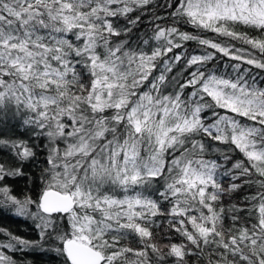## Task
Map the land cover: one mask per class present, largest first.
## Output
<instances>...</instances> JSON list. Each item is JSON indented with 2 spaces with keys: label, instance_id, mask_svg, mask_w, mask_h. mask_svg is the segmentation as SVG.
Here are the masks:
<instances>
[{
  "label": "snow or ice",
  "instance_id": "6c2138e0",
  "mask_svg": "<svg viewBox=\"0 0 264 264\" xmlns=\"http://www.w3.org/2000/svg\"><path fill=\"white\" fill-rule=\"evenodd\" d=\"M150 3L0 0V116L22 114L34 135L48 138L39 197L21 200L0 184V207L11 204L16 214L39 220L41 240L58 242L55 251L64 264H187L186 256L205 249L207 264H264V86H257L250 69L240 72V63L232 65L235 79L207 68L219 54L264 70V0L167 4L176 20L226 40L201 38L175 24L156 26L152 39L164 43L150 51L114 40L138 23L139 16L129 14ZM181 41H196L205 51L176 53L153 76L157 61L181 48ZM182 59L183 71L192 70L170 78ZM172 84L174 90L166 92ZM0 147L21 161L35 156L11 138H0ZM236 150L243 159L222 173L233 181L225 189L219 179L223 165L208 155L219 151L228 161ZM24 174L19 165L0 163V182ZM253 175L260 179L253 181ZM252 183L259 186L248 198L255 203L251 209L234 205L226 229L225 210L215 202ZM245 211L249 219L238 224ZM158 216L170 217V230L186 243L153 242ZM5 234V249L39 243ZM132 235L141 248L120 244ZM0 264L15 262L0 251Z\"/></svg>",
  "mask_w": 264,
  "mask_h": 264
},
{
  "label": "trees",
  "instance_id": "16d2710c",
  "mask_svg": "<svg viewBox=\"0 0 264 264\" xmlns=\"http://www.w3.org/2000/svg\"><path fill=\"white\" fill-rule=\"evenodd\" d=\"M170 0H152L146 8L138 9L137 11L130 13L129 15L133 18L139 16V21L135 26L132 27V31L127 34V36L113 37L114 40L120 41L127 39L133 48L139 46L145 51H150L152 47L159 46L164 43V41H156L152 39L153 34L156 30V26L159 25L161 28L172 27L174 24L182 32H189L194 35H198L201 38H212L219 40H226L227 38L216 37V34L210 32H204L202 30L194 29L191 25L184 23L183 20H176L170 15L173 11L172 8L167 7ZM159 17V19H157ZM121 26L126 24L124 18H117ZM239 31H248L253 33L254 30L245 29L243 26H237ZM148 40V44H144L143 41ZM181 48H174L173 52L168 53L167 56L161 57L158 61V68L153 72V76L158 75L161 70V66L164 60L169 59L176 53H183L185 57L190 55H199L205 49L200 46L196 41H181ZM231 43L236 44V46L241 48H249L246 44H241L237 41H232ZM240 63V72H243L245 68L250 69L249 75H254L257 78V86H264V70L255 69L250 65L242 64L239 61H231L227 57H221L217 54V59L209 62L207 68L211 70L218 76H223L224 78L235 79L238 73L233 69L232 65ZM185 60L182 59L178 64H175L171 73L167 75L171 78L176 76L178 79L186 77L188 72L183 71ZM151 79V77H150ZM147 90V82L145 87L141 91ZM174 90V84L169 85L166 92H172ZM185 93L192 91V89H185ZM26 118L22 114H8L7 116H0V138H11L18 142H22L28 147H30L34 152L35 156L28 160H19L12 150L8 148L0 147V163H4L6 166H21V170L25 173L23 176L7 177L5 181L0 182V184H6L10 187L13 195L23 200L25 196H30L33 200H36L42 188L39 177L41 170L47 167L46 157L48 155V148L45 145L48 144V138L46 136H36L32 131L23 124V119ZM213 143L214 147L220 149L229 147L226 145H216ZM57 144L63 147L60 141ZM231 159L225 161L222 154L219 151H212L209 153V159H215L223 167L219 170V179L222 187L228 189L230 184L233 183L230 175H222L225 169L231 168L232 164L236 160L243 159L241 153L238 150L229 153ZM243 179V178H242ZM253 181L260 179L259 177L253 175L250 177ZM235 183H241V181H235ZM259 189V186L255 183L244 184L242 187L235 191L224 192L220 199L215 202L217 207H222L225 210L224 213V225L225 228L232 226L233 221L231 220V209L234 205L245 207L251 209L252 204L255 201L249 202V197L255 194ZM165 208L170 207L166 203L163 204ZM30 210L32 213L36 212V206L31 205ZM239 215L242 219L237 222L238 224H244L246 220L249 219L248 211L241 212ZM158 221V227H152L153 231V242L160 245L166 244L169 241L180 243L184 241L174 230H170L168 224V219L170 217L158 216L153 218ZM39 220L34 219L31 215H18L15 211V206L8 204L7 206L0 207V242H8L9 237L5 233H11L22 239L28 241L39 242L34 247H27L23 250H10L0 247V251L4 252L5 255L11 257L15 264H64V257L55 251L58 246V242L52 238L46 236L41 240L40 228L37 227ZM190 227V225H189ZM51 231V230H49ZM186 243V241H184ZM120 244L122 246H129L134 249H139L142 245L139 243V237L132 235L129 238L121 239ZM189 247H192L189 244ZM167 251V249H165ZM131 256V254H129ZM170 260L174 258L170 257ZM208 259V249L200 255L186 256L185 260L187 264H207Z\"/></svg>",
  "mask_w": 264,
  "mask_h": 264
}]
</instances>
